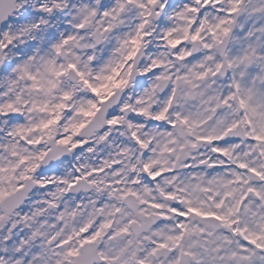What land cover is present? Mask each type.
<instances>
[{
  "label": "snow or ice",
  "instance_id": "1",
  "mask_svg": "<svg viewBox=\"0 0 264 264\" xmlns=\"http://www.w3.org/2000/svg\"><path fill=\"white\" fill-rule=\"evenodd\" d=\"M0 264H264V0H0Z\"/></svg>",
  "mask_w": 264,
  "mask_h": 264
}]
</instances>
